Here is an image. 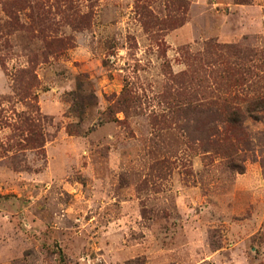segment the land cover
<instances>
[{
    "label": "rangeland",
    "instance_id": "374dc122",
    "mask_svg": "<svg viewBox=\"0 0 264 264\" xmlns=\"http://www.w3.org/2000/svg\"><path fill=\"white\" fill-rule=\"evenodd\" d=\"M0 264H264V0H0Z\"/></svg>",
    "mask_w": 264,
    "mask_h": 264
},
{
    "label": "trees",
    "instance_id": "16d2710c",
    "mask_svg": "<svg viewBox=\"0 0 264 264\" xmlns=\"http://www.w3.org/2000/svg\"><path fill=\"white\" fill-rule=\"evenodd\" d=\"M223 109L225 110V113H226V116L228 118V122L231 124V127L233 126L234 124V121L235 123L240 126L242 119H240L239 117H234L233 115H236L237 114V109L236 108H226V107H223ZM239 110V109H238ZM231 112V113H230ZM229 115H230V118H229ZM232 119V120H231Z\"/></svg>",
    "mask_w": 264,
    "mask_h": 264
}]
</instances>
